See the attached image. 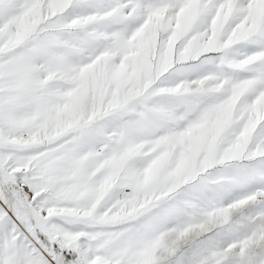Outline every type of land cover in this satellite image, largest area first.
I'll use <instances>...</instances> for the list:
<instances>
[{
	"label": "snow or ice",
	"instance_id": "snow-or-ice-1",
	"mask_svg": "<svg viewBox=\"0 0 264 264\" xmlns=\"http://www.w3.org/2000/svg\"><path fill=\"white\" fill-rule=\"evenodd\" d=\"M0 264H264V0H0Z\"/></svg>",
	"mask_w": 264,
	"mask_h": 264
}]
</instances>
